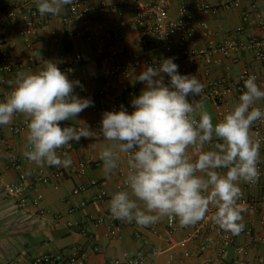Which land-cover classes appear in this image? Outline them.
Masks as SVG:
<instances>
[{"label":"crops","instance_id":"obj_1","mask_svg":"<svg viewBox=\"0 0 264 264\" xmlns=\"http://www.w3.org/2000/svg\"><path fill=\"white\" fill-rule=\"evenodd\" d=\"M110 5L105 18L116 24L120 19L128 21V27L122 30L123 43L134 50L139 66L135 68L129 79L119 78L112 83L120 88L127 83L130 92L125 95L123 107L128 113L134 110L132 100L138 97L145 88V84L137 80V77L147 68L145 62L158 63L165 53L154 47L142 49L140 45L141 33L134 27V11L130 8V0H104ZM152 1V0H145ZM212 7L224 0H205ZM256 5L261 17L252 15L250 21L244 19V12L250 11ZM16 5H23L36 11L42 18L39 25L38 37L33 50H29L23 38L18 34L20 21H12L0 31V51L10 52L17 62L25 63L22 71L35 72L43 66L44 61H52L61 66L64 60H68L75 68L74 76L67 77L74 84V94L93 102L92 106L82 111L74 119L60 123L62 128L75 127L77 129H89L90 137H81L77 142L70 141L69 145L58 149V155L63 158V150L67 149L73 160L72 169L58 166H49L46 163L36 165L29 161L24 153L27 150L28 130L15 133L11 130L13 125L27 119L24 114L17 113L12 122L2 125L0 129V264H6L14 260L21 253L30 255H42L59 252L64 249H78L84 257L81 264H114L119 259L121 264H132L124 257L125 253L131 256L138 251L145 253L142 264H187L190 260L183 259V252L188 249L192 253L191 261H209L216 259V249L206 251L199 256L200 238L185 241L192 232L191 228H184L177 219L175 243L161 238L158 233L163 232L166 226V218H161L157 224V230L151 226L131 227L126 225L122 235L118 238L110 237L104 225L97 226L93 223L95 218L105 215L109 211L108 202L111 194L118 191L117 185L122 182L129 171L127 164L128 154L119 153L117 169L111 174L103 171V162L99 165H90L84 175L75 171V164L82 159L99 157L104 147H111L117 151L114 144L104 141L99 135L97 121L100 115L94 110L95 105L102 99L94 101L89 94L103 87L104 73L110 71L112 64L100 60L98 53L82 37L76 35L82 28L81 21L72 20L66 22L69 16L67 5H64L57 15H41L37 9V0H0V11H5ZM93 5H97L93 2ZM118 5L121 9L114 11L111 6ZM170 16L175 20H182L178 12V4L170 7ZM210 27L207 36H199L194 33L187 45L192 51L206 48L211 44L221 45L230 38H248L251 36L264 37V0H245L240 8L223 10L211 9L204 14ZM242 27V31L238 28ZM178 37V35H175ZM179 48V44H176ZM81 55L80 59L76 55ZM33 55L34 60L28 58ZM188 70L197 76L204 85L197 100L203 99L206 110L217 123L221 117L220 112L230 110L242 95L237 88L244 83V75L256 76V83L264 91V65L257 59L252 50L232 51L229 55L217 53L210 57H193L189 60ZM17 74L0 70V102H3L11 91L9 81H15ZM166 74L164 76V79ZM213 81H223L224 87L229 91L221 105H215L209 97L210 84ZM191 102L194 97L189 95ZM264 100L257 101L254 106H263ZM264 129V123L262 124ZM251 134L257 141V133L254 124ZM216 139L205 145V150L214 147ZM260 144V159L258 165L264 167V146ZM91 145H95L94 147ZM71 146V148H69ZM12 160H16L19 168L11 167ZM26 172L31 185L28 191L19 198H10L3 187L9 183H17L21 172ZM53 173L63 171L64 177L52 178L48 182H38L36 175L41 172ZM226 172V169L220 170ZM91 179L105 181V188L109 196L104 200L95 197L100 193V187L91 186ZM241 192L250 198H258L264 193V175L255 184L240 182ZM82 188H85L82 190ZM125 190V189H124ZM42 195V198H39ZM85 203V204H83ZM211 209H214L210 206ZM244 229L239 235H233L236 242L245 245L249 252L245 257L248 264H262L260 257L263 254V246L258 237L264 235V227L261 224L262 213L247 212L241 214ZM86 229L91 237L82 234ZM138 233V235H137ZM230 233V232H229ZM231 234V233H230ZM148 243H147V242ZM150 243V244H149ZM161 248V253H155L156 248ZM233 256L229 250V259Z\"/></svg>","mask_w":264,"mask_h":264},{"label":"clouds","instance_id":"obj_2","mask_svg":"<svg viewBox=\"0 0 264 264\" xmlns=\"http://www.w3.org/2000/svg\"><path fill=\"white\" fill-rule=\"evenodd\" d=\"M72 2L37 0V9L42 16L57 15ZM165 74L170 77L168 84ZM256 79L251 75L244 81L246 91L214 125L203 99H188L203 91L197 76L179 74L173 58L164 59L159 67H147L137 77L145 88L132 100L131 114L123 106L118 112L102 114L104 141L117 149L100 151L103 171L111 174L117 169V152L128 154L126 189L111 194V215L139 227L164 217L187 227L204 220L211 206L214 223L239 235L244 229L240 182L254 183L259 176L260 144L253 139L251 127L264 119V111L254 106L264 100V91ZM8 83L11 91L0 102V125L11 123L17 113L24 114L25 157L36 165L69 168L71 157L64 152L61 158L57 150L92 132L87 127L62 128L60 123L74 119L93 102L75 95L73 82L52 61H44L35 72H18L15 81ZM214 138V147L205 150Z\"/></svg>","mask_w":264,"mask_h":264},{"label":"built area","instance_id":"obj_3","mask_svg":"<svg viewBox=\"0 0 264 264\" xmlns=\"http://www.w3.org/2000/svg\"><path fill=\"white\" fill-rule=\"evenodd\" d=\"M245 0H224L217 6L212 7L210 3L205 0H130V8L134 11V27L140 31V45L142 49H151L152 47L163 51L165 53L164 58L158 63L152 61H146V67H159L160 63L164 59L173 58V62L178 65V72L181 75L195 76L188 70V63L191 58L195 57H210L217 53L223 55H229L232 51L238 50H252L264 65V37L251 36L248 38H230L221 45L211 44L206 48H200L190 51L187 45L191 36L196 33L199 36H207L210 33V27L208 22L204 18V14L211 10L223 9L231 10L240 8ZM96 2L97 5H93ZM173 3L178 4V12L182 16V20H175L170 16V7ZM69 16L64 20L66 22L72 20H78L82 23V28L76 33L77 36L82 37L87 43L94 47L100 60L105 63L112 64V68L104 73L105 82L102 88L95 92H91L89 96L96 101L102 99L99 104L95 105V112L100 115L97 121L98 132L100 136H103L101 129L102 114L109 111H120L121 106L124 104V98L127 93L130 92L129 85L125 83L120 88H116L113 85L115 79L124 78L129 79L132 71L139 66V61L136 59V54L133 49L126 46L123 43L122 30L128 27V21L126 19H120L116 24L111 23L109 19L105 18L110 5L104 0H73L72 4L67 5ZM111 8L114 11H119L118 5H113ZM252 15L261 17V14L254 4L250 11L244 12V19L250 21ZM12 21H20V27L18 34L23 38L26 47L29 50H33L38 37L39 25L42 22V18L36 11L29 9L23 5H16L5 11H0V31L7 27ZM243 28L239 27L238 31H242ZM178 35L176 37L175 35ZM179 44V48H176V44ZM81 55H76L77 59H80ZM28 60L33 61L34 57L31 55ZM25 63L17 62L10 52L0 51V70L17 74L21 72L25 67ZM60 70L70 76H74L75 68L68 60H64ZM250 75L246 73L244 75V81ZM165 84L170 83V77L166 75ZM209 97L215 105H221L229 89L224 87L223 81H213L210 84ZM237 91L243 94L246 89L243 85L237 88ZM194 99L197 100L196 97ZM264 111V105L260 106ZM229 110L219 113L222 118ZM26 120H22L20 123L13 125L11 130L15 133H21L27 129ZM264 119L254 122L255 132L257 133V142L264 146V129L262 124ZM2 125H0V129ZM71 148V146H69ZM67 152V149L63 150L62 154ZM71 157V156H70ZM72 159V158H71ZM73 161V160H72ZM102 162L100 156L96 159L88 158L82 159L75 164V171L79 175H84L87 168L90 165H99ZM11 167L17 169L19 164L16 160H12ZM73 163L70 166L72 169ZM259 176L254 183L258 182L264 175V167L257 165ZM222 170V169H221ZM220 171V170H219ZM63 171H54L53 173L41 171L39 172L35 180L38 182H48L52 178L64 177ZM91 186L100 187V193L95 197L97 200H104L109 196L108 191L105 188V181H99L98 179H91ZM31 182L26 172H21L17 183H9L4 185L3 191L10 198L22 197L29 189ZM85 188H82L84 190ZM124 180L117 185V190H124ZM42 198V195H39ZM241 204V214L247 212L262 213L261 224L264 227V193L258 198H250L245 193L238 201ZM85 204V203H83ZM215 209H209L206 214V218L194 225L184 228H191L192 232L188 235L185 241L194 238H200L199 256H202L206 251L216 249V259L209 261L197 262L191 261L192 253L190 250L185 249L183 252V259L190 260L187 264H248L245 257L248 255V248L236 242L234 236L229 232H225L219 228L218 225L212 220V215ZM93 223L97 226L104 225L107 230V234L110 237L118 238L122 235L124 227L126 225L136 227L135 222L127 223L120 219L114 218L110 210L103 216L95 218ZM157 230L158 224L152 225ZM177 230V219L166 218V226L163 232L158 233L161 238L169 240L171 243H175V233ZM82 234L90 238L91 235L86 229H82ZM138 235V233H137ZM258 241L263 246V254L260 257V262L264 264V235L258 237ZM147 242V241H146ZM148 243V242H147ZM150 244V243H149ZM233 252V256L229 259V250ZM162 249L156 248L155 253H161ZM84 255L79 252L78 249L73 250L64 249L59 252H53L42 255H30L26 252L18 255L14 260L6 264H81ZM124 257L129 263L142 264L145 260V253L138 251L135 255L131 256L129 253H125ZM121 260L117 259L114 264H121ZM170 264H174L171 262Z\"/></svg>","mask_w":264,"mask_h":264}]
</instances>
